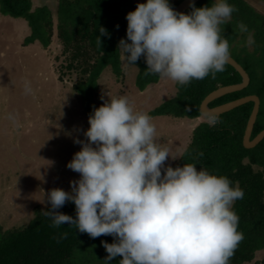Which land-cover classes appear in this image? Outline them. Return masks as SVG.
Returning <instances> with one entry per match:
<instances>
[{
  "label": "trees",
  "instance_id": "16d2710c",
  "mask_svg": "<svg viewBox=\"0 0 264 264\" xmlns=\"http://www.w3.org/2000/svg\"><path fill=\"white\" fill-rule=\"evenodd\" d=\"M183 1L168 0V7ZM222 1L226 16L218 26L183 33L170 50L227 55L245 69L250 85L210 108L257 96L261 105L253 140L264 131V14L247 0ZM131 5L132 0L58 3L57 31L70 55L67 68L76 63L81 69L73 88L96 124L102 121L97 82L103 71L123 75V56L137 68L135 88L143 92L160 80L167 35L218 15L217 5L203 0L172 24L153 11L151 20L127 35L136 23ZM0 13L28 23L26 46H50L54 19L47 6L33 9L31 0H0ZM189 66L186 80L176 84V96L150 117L200 119L201 104L211 93L242 83L226 63ZM253 109L248 103L198 125L180 160L156 175L136 172L133 152L129 159L126 152L115 153L107 164L111 171L86 195L64 196L46 210L36 209L26 228L0 226V264H264V140L253 149L244 146Z\"/></svg>",
  "mask_w": 264,
  "mask_h": 264
},
{
  "label": "rangeland",
  "instance_id": "374dc122",
  "mask_svg": "<svg viewBox=\"0 0 264 264\" xmlns=\"http://www.w3.org/2000/svg\"><path fill=\"white\" fill-rule=\"evenodd\" d=\"M31 1L33 9L47 6L52 13L48 48L26 46L28 23L0 13V226L5 231L26 228L36 209L46 210L61 197L86 195L111 171L107 164L115 153L126 152L129 159L133 152V169L139 173L156 175L172 168L197 126L211 121L150 117L176 96V84L186 80L189 64L166 62L159 82L139 92L138 70L122 56L123 75L106 69L98 79L102 121L96 124L73 88L81 69L76 63L67 68L70 55L57 31L59 0ZM247 1L264 14L263 3ZM153 3L132 0L136 23L127 35L151 20Z\"/></svg>",
  "mask_w": 264,
  "mask_h": 264
},
{
  "label": "water",
  "instance_id": "95a60500",
  "mask_svg": "<svg viewBox=\"0 0 264 264\" xmlns=\"http://www.w3.org/2000/svg\"><path fill=\"white\" fill-rule=\"evenodd\" d=\"M203 0H184L173 9H169L168 0H153L154 11L158 18L166 24H172L180 20L187 11ZM218 7V15L215 18L186 23L173 29L166 37L162 46L164 59L171 64L188 65L199 62L216 61L226 63L232 66L242 77V83L238 85L220 88L211 93L201 104L202 116L207 118L220 117L228 112L235 110L248 103L254 104V109L250 117L246 134L244 137V146L247 149H253L264 140V131L252 140V133L256 124L261 101L257 96H249L219 107L210 108V104L227 95L245 90L251 82L250 76L245 69L232 57L222 54L209 53L204 51H191L183 54L174 55L171 53V44L179 35L199 29H207L218 26L226 16V7L222 0H210Z\"/></svg>",
  "mask_w": 264,
  "mask_h": 264
},
{
  "label": "clouds",
  "instance_id": "9594fccd",
  "mask_svg": "<svg viewBox=\"0 0 264 264\" xmlns=\"http://www.w3.org/2000/svg\"><path fill=\"white\" fill-rule=\"evenodd\" d=\"M204 117V116H203Z\"/></svg>",
  "mask_w": 264,
  "mask_h": 264
}]
</instances>
